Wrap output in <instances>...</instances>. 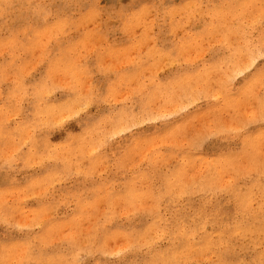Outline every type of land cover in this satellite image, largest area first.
<instances>
[{"label": "rangeland", "instance_id": "1", "mask_svg": "<svg viewBox=\"0 0 264 264\" xmlns=\"http://www.w3.org/2000/svg\"><path fill=\"white\" fill-rule=\"evenodd\" d=\"M262 45L264 0H0V264H264Z\"/></svg>", "mask_w": 264, "mask_h": 264}, {"label": "bare ground", "instance_id": "2", "mask_svg": "<svg viewBox=\"0 0 264 264\" xmlns=\"http://www.w3.org/2000/svg\"><path fill=\"white\" fill-rule=\"evenodd\" d=\"M46 35V34H45ZM44 42V41H43ZM147 43V42H146ZM44 44H42V46H43ZM7 46V45H6ZM4 49V48H3ZM2 49V50H3ZM8 49V48H7ZM87 49V48H86ZM134 54V53H133ZM38 57V56H37ZM129 57V56H128ZM41 62V61H40ZM113 64V63H112ZM31 65V64H30ZM69 67V66H68ZM23 68V67H22ZM76 70V69H75ZM74 70V71H75ZM154 70V69H153ZM23 73V72H22ZM90 75V74H89ZM76 76V75H75ZM11 77V76H10ZM18 78V77H17ZM61 78H63V77H61ZM61 80V79H60ZM80 80H82V79H80ZM74 83H75V81H74ZM56 84V83H55ZM68 84V83H67ZM66 84V85H67ZM72 84V83H71ZM16 85V84H15ZM137 85V84H136ZM57 86V85H56ZM74 86V85H73ZM186 86V85H185ZM58 87V86H57ZM77 87V86H76ZM14 88V87H13ZM48 88V87H47ZM64 88H66V87H64ZM43 89V88H42ZM68 89H70V88H68ZM82 89H83V87H82ZM88 90H90V89H88ZM20 91V90H19ZM39 91H41V90H39ZM38 91V92H39ZM44 91V90H43ZM43 93V92H42ZM83 93V92H82ZM199 93V92H198ZM19 94V93H18ZM22 94V93H21ZM90 94V93H89ZM89 94H87V95H89ZM126 94V93H125ZM180 94V93H179ZM211 94H213V93H211ZM20 95V94H19ZM25 95V94H24ZM38 95H39V93H38ZM124 95V94H123ZM17 97V96H16ZM113 97V96H112ZM126 97V96H125ZM124 97V98H125ZM89 98V97H88ZM105 98V97H104ZM123 98V97H122ZM116 99V98H115ZM104 100V99H103ZM118 100V99H117ZM79 101V100H78ZM108 101H110V100H108ZM115 101V100H114ZM193 101V100H192ZM84 102V101H83ZM18 104V103H17ZM156 106H157V103H156ZM178 106V105H177ZM186 108V107H185ZM69 109V108H68ZM66 110V109H65ZM72 110V109H71ZM71 110H70V112H71ZM13 111H16V110H13ZM13 111H11V112H13ZM73 111V110H72ZM75 112H76V110H75ZM14 113V112H13ZM64 113V112H63ZM60 114V113H59ZM67 114V113H66ZM10 115V114H9ZM14 115V114H13ZM56 115V114H55ZM63 115V114H62ZM126 116V115H125ZM57 117H58V114H57ZM132 117V116H131ZM150 117V116H149ZM47 118V117H46ZM53 118V117H52ZM74 118V117H73ZM130 118V117H129ZM7 120H8V118H7ZM44 120V119H43ZM57 120V119H56ZM248 120V119H247ZM46 121V120H45ZM55 121V120H54ZM49 122V121H48ZM52 122V121H51ZM103 122V121H102ZM122 122H124V119L122 120ZM46 124H48L47 122H45ZM58 123V122H57ZM59 123H60V120H59ZM53 124V123H52ZM126 124V123H125ZM118 125V124H117ZM120 125V124H119ZM127 125V124H126ZM50 126H52V125H50ZM123 126V125H122ZM122 126H121V128H122ZM230 127V126H229ZM228 127V128H229ZM113 128V127H112ZM112 128H111V130H112ZM110 129V128H109ZM87 130V129H86ZM110 130V131H111ZM117 130V129H116ZM27 131V130H26ZM227 131V130H226ZM24 133V132H23ZM93 134V133H92ZM25 135H26V133H25ZM23 136V135H22ZM24 137V136H23ZM200 137V136H199ZM20 138V137H19ZM186 139V138H185ZM24 140V139H23ZM71 140V139H70ZM98 141V140H97ZM100 141V140H99ZM98 141V142H99ZM160 141V140H159ZM191 141V140H190ZM22 142V141H21ZM166 142V141H165ZM159 143V142H158ZM175 143V142H174ZM14 144V143H13ZM16 144H18V143H16ZM22 144V143H21ZM100 144V143H99ZM173 144V143H172ZM94 145V144H93ZM154 145V144H153ZM152 145V146H153ZM177 145V144H176ZM12 146V145H11ZM92 146V145H91ZM21 147V146H20ZM19 147V148H20ZM93 147V146H92ZM96 147V146H95ZM188 147V146H187ZM13 148H14V145H13ZM91 149V148H90ZM94 149V148H93ZM88 151V150H87ZM97 151V150H96ZM59 153V152H58ZM88 153V152H87ZM90 153V152H89ZM1 154V153H0ZM33 154V153H32ZM67 154V153H66ZM29 155V154H28ZM42 155V154H41ZM225 158V157H224ZM3 159V158H2ZM11 159V158H10ZM170 160V159H169ZM15 162V161H14ZM23 165V164H22ZM76 166V165H75ZM110 166V165H109ZM131 166V165H130ZM240 168V167H239ZM246 169H248V168H246ZM248 171V170H247ZM246 171V172H247ZM249 172V171H248ZM62 177V176H61ZM57 181V180H56ZM41 183V182H40ZM43 186V185H42ZM16 191V190H15ZM147 193V192H146ZM23 194V193H22ZM133 196V195H132ZM25 198V197H24ZM139 198V197H138ZM1 200V199H0ZM18 200V199H17ZM24 200V199H23ZM3 201V200H2ZM4 203H5V201H4ZM98 205V204H97ZM117 205V204H116ZM130 205V204H129ZM125 206V205H124ZM126 207V206H125ZM130 207V206H129ZM120 208V207H119ZM99 209V208H98ZM121 210V209H120ZM165 215V214H164ZM18 219H19V217H18ZM40 219V218H39ZM38 219V220H39ZM43 219V218H42ZM21 220V219H20ZM214 234V233H213ZM89 236V235H88ZM155 236V235H154ZM84 237V236H83ZM79 241V240H78ZM130 243V242H129ZM10 249V248H9ZM14 255V254H13ZM213 259V258H212Z\"/></svg>", "mask_w": 264, "mask_h": 264}, {"label": "snow or ice", "instance_id": "3", "mask_svg": "<svg viewBox=\"0 0 264 264\" xmlns=\"http://www.w3.org/2000/svg\"><path fill=\"white\" fill-rule=\"evenodd\" d=\"M257 59H260V60H261V63H264V45H262V46L260 47L258 53L254 54L253 59H252V61H251V63L249 64L248 67L251 68L252 65L256 64V60H257ZM245 71H247V69H245ZM239 74H240V73H238V75H239ZM259 75H260L261 79L264 80V70H262L261 73H260ZM24 83H25V85H27V81H25ZM100 95H102V93H101ZM96 102H99V97H97ZM261 102H262V104H264V96H262V101H261Z\"/></svg>", "mask_w": 264, "mask_h": 264}]
</instances>
